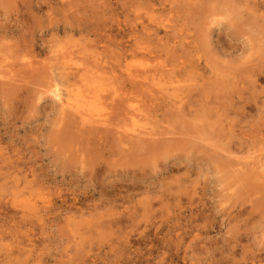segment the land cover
<instances>
[{
	"label": "rangeland",
	"instance_id": "rangeland-1",
	"mask_svg": "<svg viewBox=\"0 0 264 264\" xmlns=\"http://www.w3.org/2000/svg\"><path fill=\"white\" fill-rule=\"evenodd\" d=\"M138 1L0 0V264H264V0Z\"/></svg>",
	"mask_w": 264,
	"mask_h": 264
},
{
	"label": "bare ground",
	"instance_id": "bare-ground-1",
	"mask_svg": "<svg viewBox=\"0 0 264 264\" xmlns=\"http://www.w3.org/2000/svg\"><path fill=\"white\" fill-rule=\"evenodd\" d=\"M144 1H145V0H144ZM147 1H148V0H147ZM163 1H164V0H163ZM163 1H162V2H163ZM166 1H167V0H166ZM171 1H172V0H171ZM183 1H184V0H183ZM183 1H182V2H183ZM185 1H186V3H187V0H185ZM185 1H184V3H185ZM188 1H189V0H188ZM191 1H192V0H191ZM140 2H141V0L138 1L137 4L140 3ZM147 3H148V2H147ZM149 3H150V2H149ZM167 3H168V2H167ZM170 3H171V2H170ZM134 4H136V2H135ZM145 4H146V3H145ZM158 4H159V3H158ZM165 4H166V3H165ZM168 4H169V3H168ZM187 4H188V3H187ZM190 4H191V3H190ZM196 4H197V3H196ZM196 4H195V5H196ZM140 5H141V4H140ZM143 5H144V3H143ZM150 5H151V4H150ZM170 5H171V4H170ZM192 5H194V3H193ZM192 5H190V6H192ZM146 6H147V5H146ZM151 6H152V5H151ZM166 6H167V5H166ZM144 7H145V6H144ZM155 7H156V6H155ZM169 7H171V6H169ZM183 7H184V6H183ZM254 7H255V6H254ZM136 8H137V7H136ZM150 8H152V7H150ZM153 8H154V6H153ZM156 8H157V7H156ZM159 8H160V7H159ZM181 8H182V7H181ZM189 8H190V7H189ZM189 8H188V9H189ZM148 9H149V8H148ZM160 9H161V8H160ZM190 9L194 10L193 8H190ZM200 9H201V8H200ZM162 10H163V9H162ZM192 10H190V12H192ZM237 10H238V8H237ZM194 11H195V10H194ZM251 12H252V11H251ZM188 14H189V13H188ZM236 15H237V14H236ZM244 15H245V14H244ZM247 15H248V14H247ZM247 15H246V16H247ZM259 15H260V14H259ZM234 16H235V15H234ZM261 17H262V16H261ZM234 19H235V18H234ZM237 20H238V19H237ZM254 20H255V19H254ZM258 20H259V19H258ZM233 21H234V20H233ZM238 21H239V20H238ZM243 22H244V20H243ZM256 23H257V22H256ZM256 23H255V24H256ZM239 24H240V23H239ZM240 25H241V24H240ZM262 25H263V24H262ZM242 26H244V25H242ZM256 26H257V25H256ZM240 27H241V26H240ZM257 27H258V26H257ZM144 31H145V30H144ZM147 32H148V31H147ZM240 32H241V31H240ZM253 32H254V31H253ZM153 34H154V33H153ZM248 36H249V35H248ZM205 41H206V40H205ZM163 45H164V44H163ZM207 45H208V44H207ZM134 46H136V45H134ZM134 46H133V47H134ZM143 49H144V48H143ZM147 51H148V50H147ZM128 52H129V50H128ZM141 52H143V51H141ZM145 52H146V51H145ZM173 52H174V51H173ZM63 54H65V53H63ZM57 55H58V54H57ZM60 55H61V54H60ZM65 56H67V55H65ZM53 57H54V56H53ZM55 57H56V56H55ZM64 58H65V57H64ZM67 58H68V56H67ZM67 58H65V59H67ZM57 59H58V58H57ZM61 59H62V58H61ZM178 59H179V58H178ZM55 60H56V59H55ZM216 60H217V59H216ZM56 61H57V60H56ZM59 61H60V60H59ZM61 62H62V61H61ZM121 62H122V61H121ZM61 65H62V63H61ZM176 66H177V65H176ZM52 68H53V67H52ZM60 68H61V67H60ZM87 68H88V67H87ZM97 68H98V67H97ZM57 69H58V68H57ZM57 69H55V70H57ZM173 69H174V68H173ZM175 69H177V68L175 67ZM58 70H59V69H58ZM83 70H84V69H83ZM181 70H182V69H181ZM199 70H200V69H199ZM231 70H232V69H231ZM171 71H172V70H171ZM179 71H180V70H179ZM193 71H194V70H193ZM203 71H204V70H203ZM58 72H61V71H58ZM62 72H63V71H62ZM90 72H91V71H90ZM92 72H93V70H92ZM176 72H177V70H176ZM194 72H195V71H194ZM51 73H52V72H51ZM93 73H94V72H93ZM113 73H114V72H113ZM224 73H225V72H224ZM121 74H122V73H121ZM121 74H120V75H121ZM172 74H173V73H172ZM194 74H195V73H194ZM199 74H200V73H199ZM131 75H132V74H131ZM176 75H177V74H176ZM179 75H180V74H179ZM189 75H190V74H189ZM191 75H192V74H191ZM50 76H51V75H50ZM110 76H111V74H110ZM118 76H119V75H118ZM118 76H117V77H118ZM125 76H126V75H125ZM135 76H136V75H135ZM172 76H173V75H172ZM56 77H57V76H56ZM100 77H101V76H100ZM111 77H112V76H111ZM120 77H121V76H120ZM141 77H142V76H141ZM195 77H197V76H195ZM202 77H204V76H202ZM215 77L217 78V76H215ZM96 78H97V77H96ZM114 78H115V76H114ZM160 78H161V77H160ZM57 79H58V78H57ZM105 79H106V78H105ZM129 79H132V78H129ZM134 79H135V78H134ZM134 79H133V80H134ZM96 80H97V79H96ZM96 80H95V81H96ZM208 80H209V79H208ZM219 80H220V79H219ZM53 81H54V80H53ZM103 81H104V78H103ZM109 81H110V80H109ZM122 81H123V80H122ZM213 81H214V80H213ZM229 81H230V80H229ZM104 82H105V81H104ZM106 82H107V80H106ZM117 82H118V81H117ZM215 82L217 83V81H215ZM219 82H220V81H219ZM100 83H102V82H100ZM112 83H113V82H112ZM112 83H111V84H112ZM136 83H137V81H136ZM213 83H214V82H213ZM25 84H26V83H25ZM53 84H54V83H53ZM97 84H98V83H97ZM103 84H104V83H103ZM121 84H122V83H121ZM171 84H172V83H171ZM199 84H200V83H199ZM218 84H219V83H218ZM89 85H90V84H89ZM89 85H87V84L85 83V86L88 87ZM167 85H168V84H167ZM58 86H59V85H58ZM73 86H75V84H73ZM76 86H78V85H76ZM83 86H84V84H83ZM90 86H91V85H90ZM112 86H114V85H112ZM138 86H139V85H138ZM54 87H55V86H54ZM78 87H80V86H78ZM78 87H77V88H78ZM108 87H109V86H108ZM209 87H211V86H209ZM212 87H213V86H212ZM58 88H59V87H58ZM60 88H61V87H60ZM80 88H81V87H80ZM90 88H91V87H90ZM90 88H89V90H90ZM106 88H107V87H106ZM140 88H142V87H140ZM140 88H139V89H140ZM172 88H173V87H172ZM178 88H179V87H178ZM232 88H233V87H232ZM232 88H231V89H232ZM52 89H53V88H52ZM54 89H55V88H54ZM56 89H57V88H56ZM63 89H64V88H63ZM65 89H66V88H65ZM69 89H71V88H69ZM82 89H83V91H84L85 88H82ZM82 89H81V90H82ZM87 89H88V88H87ZM108 89H110V88H108ZM143 89H144V87H143ZM67 90H68V88H67ZM72 90H73V89H72ZM72 90H71V91H72ZM77 90H78V92H79V89H77ZM104 90H105V89H104ZM122 90H123V89H122ZM178 90H179V89H178ZM208 90H209V89H208ZM232 90H233V89H232ZM58 91H59V90H58ZM68 91H69V90H68ZM75 91H76V90H75ZM85 91H86V90H85ZM90 91H92V88H91ZM96 91H98V90H96ZM102 91H103V90H102ZM102 91H100V92H102ZM132 91H133V89H132ZM136 91H138V90H136ZM136 91H135V92H136ZM141 91H143V90H141ZM145 91H147V90L145 89ZM145 91H144V92H145ZM230 91H231V90H230ZM49 92H50V91H49ZM56 92H57V90H56ZM61 92H62V91H61ZM80 92H81V91H80ZM87 92L89 93V91H87ZM110 92H112V91H110ZM133 92H134V91H133ZM138 92H139V91H138ZM147 92H148V91H147ZM168 92H169V91H168ZM175 92H176V91H175ZM205 92H206V91H205ZM209 92H210V91H209ZM83 93H85V92H83ZM94 93H95V92H94ZM97 93H99V92H96V94H97ZM103 93H105V92H103ZM149 93H150V92H149ZM220 93H221V92H220ZM51 94L54 95L53 93H51ZM59 94H60V93H59ZM59 94L57 93L58 96H59ZM68 94H69V93H68ZM72 94H74V93L72 92ZM78 94H79V93H78ZM80 94H81V93H80ZM89 94H90V93H89ZM91 94H92V92H91ZM96 94H93V95H96ZM201 94H202V93H201ZM217 94H218V93H217ZM222 94H223V93H222ZM57 95H56V96H57ZM99 95H100V94H99ZM101 95H102V94H101ZM101 95H100V96H101ZM145 95H146V94H145ZM199 95H200V94H199ZM203 95H204V94H203ZM58 96H57V97H58ZM83 96H85V95H83ZM100 96H99V97H100ZM107 96H108V95H107ZM113 96H114V94H113ZM133 96H134V95H133ZM140 96H141V95H140ZM149 96H150V95H149ZM152 96H153V95H152ZM152 96H151V97H152ZM154 96H155V95H154ZM200 96H201V95H200ZM207 96L209 97V95H207ZM207 96H206V97H207ZM53 97H54V96H53ZM85 97H86V96H85ZM89 97H90V95H89ZM94 97H95V96H94ZM145 97H146V96H145ZM151 97H149V99H151ZM155 97H156V96H155ZM191 97H192V96H191ZM58 98H61V97H58ZM70 98H71V97H70ZM70 98H67V99H70ZM82 98H84V97H81L80 99H82ZM90 98H93V97H90ZM90 98H87V99H90ZM106 98H109V96L106 97ZM110 98H111V97H110ZM110 98H109V99H110ZM142 98H143V97H142ZM156 98H157V97H156ZM189 98H190V97H189ZM195 98H197V97H195ZM64 99H65V98H64ZM101 99L103 100V97H102ZM152 99H153V98H152ZM158 99H160V97H159ZM206 99H207V98H206ZM223 99H224V98H223ZM60 100H61V99H60ZM91 100H94V99H91ZM104 100H105V99H104ZM106 100H107V99H106ZM106 100H105V101H106ZM160 100H161V99H160ZM189 100H190V99H189ZM196 100H197V99H196ZM70 101H72V100H70ZM73 101H75V100H73ZM73 101H72V102H73ZM76 101H78V100H76ZM83 101H84V100H83ZM85 101H86V100H85ZM99 101H100V99L98 100V102H99ZM108 101H109V100H108ZM114 101H116V100H114ZM128 101H129V100H128ZM153 101H154V99H153ZM203 101H204V100H203ZM210 101H211V100H210ZM217 101H218V100H217ZM92 102H94V101H92ZM100 102H101V101H100ZM110 102H111V101H110ZM162 102H163V101H162ZM162 102H161V103H162ZM67 103H68V102H67ZM78 103H79V101H78ZM90 103H91V102H90ZM95 103L97 104L96 101H95ZM101 103H103V102H101ZM112 103H113V102H112ZM128 103H129V102H128ZM132 103H133V102H132ZM185 103H187V102H185ZM197 103H199V102H197ZM70 104H71V103H70ZM74 104H75V103H74ZM81 104H83V103H81ZM84 104H86V103L84 102ZM84 104H83V105H84ZM87 104H88V103H87ZM204 104H205V102H204ZM91 105H94V104L91 103ZM126 105H127V104H126ZM148 105H149V104H148ZM187 105H188V104H187ZM61 106H62V105H61ZM66 106H67V105H66ZM66 106H64V107H66ZM72 106H73V105H72ZM72 106H71V107H72ZM78 106L80 107L81 105H78ZM97 106L99 107V105H97ZM101 106H102V104H101ZM105 106H106V105H105ZM129 106H131V105H129ZM213 106H214V105H213ZM64 107H63V108H64ZM83 107H84V106H83ZM94 107H95V106H94ZM94 107H93V108H94ZM98 107H97V109H98ZM151 107H152V105H151ZM205 107H206V106H205ZM73 108H74V107H73ZM80 108H81V107H80ZM80 108H79V109H80ZM88 108H90V107H89V104H88ZM101 108H103V107H101ZM121 108H122V107H121ZM168 108H169V107H168ZM66 109H67V108H66ZM68 109H69V108H68ZM68 109H67V110H68ZM79 109H78V110H79ZM90 109H92V107H91ZM90 109H89V110H90ZM97 109H96V110H97ZM135 109H136V108H135ZM140 109H141V108H140ZM155 109H156V108H155ZM133 110H134V109H133ZM136 110L138 111L139 109H136ZM146 110H147V109H146ZM151 110H152V109H151ZM80 111H81V110H80ZM83 111H84V110H83ZM87 111H88V110H87ZM116 111H118V110H116ZM131 111H132V110H131ZM194 111H195V110H194ZM194 111H192V112H194ZM68 112H69V111H68ZM70 112H71V113L73 112V111L71 110V108H70ZM76 112H77V111H76ZM97 112H98V111H97ZM124 112H125V111H123V113H124ZM132 112H133V111H132ZM153 112H154V111H153ZM153 112H152V113H153ZM170 112H171V111H170ZM180 112H181V111H180ZM199 112H200V111H199ZM81 113H82V112H81ZM84 113H86V112H84ZM93 113H94V112H93ZM99 113H100V112H99ZM125 113H126V112H125ZM138 113L140 114L141 112H138ZM165 113H166V112H165ZM187 113H188V112L186 111V114H187ZM190 113H191V112H190ZM190 113H189V115H190ZM95 114H96V113H95ZM133 114H134V113H133ZM167 114H168V113H167ZM167 114H166V115H167ZM172 114H173V113H172ZM178 114H179V113H178ZM183 114H185V113L183 112ZM151 115H153V114H151ZM155 115H156V113H155ZM160 115H161V114H160ZM215 115H216V114H215ZM79 116H80V115H79ZM82 116H83V114H82ZM104 116H105V115H104ZM106 116H107V115H106ZM106 116H105V117H106ZM168 116H169V115H168ZM190 116H193V115H190ZM83 117H84V116H83ZM136 117H138V116H136ZM139 117H140V116H139ZM154 117H155V116H154ZM157 117H158V116H157ZM164 117H165V116H164ZM176 117H178V116H176ZM107 118H108V117H107ZM107 118H106V119H107ZM122 118H123V117H122ZM187 118H188V117H187ZM102 119H103V117H102ZM119 119H121V117H120ZM164 119H165V118H164ZM171 119H172V118H171ZM176 119H177V118H176ZM176 119H175V120H176ZM79 120H80V119H79ZM79 120H78V121H79ZM121 120H123V119H121ZM129 120H130V119H129ZM166 120H167V118H166ZM169 120H170V119H169ZM177 120H178V119H177ZM81 121L83 122V120H80V122H81ZM106 121H107V120H106ZM131 121H132V120H131ZM86 122H87V121H86ZM86 122H85V123H86ZM95 122H96V120H95ZM95 122H94V123H95ZM101 122H102V121H101ZM113 122H114V121H113ZM116 122H117V121H116ZM119 122H120V121H119ZM124 122H126V121H123V123H124ZM129 122H130V121H129ZM172 122H174L173 119H172ZM194 122H195V121H194ZM76 123H77V122H76ZM130 123H131V122H130ZM133 123H134V122H133ZM177 123H179V122H177ZM80 124H81V123H80ZM83 124H84V123H83ZM89 124H91V123H88V125H87V123H86L87 126H89ZM101 124H103V123H101ZM104 124L106 125L107 123H104ZM115 124H116V123H115ZM117 124H118V123H117ZM120 124L122 125V123H120ZM180 124H181V123H180ZM84 125H85V124H84ZM108 125H110V123H108ZM108 125H107V126H108ZM118 125H119V124H118ZM121 125H120V126H121ZM130 125H133V124H130ZM182 125H183V124H182ZM188 125H189V124H188ZM203 125H204V124H203ZM79 126H80V125H79ZM96 126H97V125H96ZM102 126H103V125H102ZM107 126H106V127H107ZM128 126H129V124H127V128H128ZM136 126L138 127V125H136ZM136 126H135V127H136ZM140 126H141V125H140ZM189 126H190V125H189ZM193 126H194V125H193ZM117 127H118V126H117ZM125 127H126V126H125ZM125 127H123V128H125ZM133 127H134V126H133ZM133 127H132V128H133ZM191 127H192V126H191ZM80 128H82V126H80ZM96 128H97V127H96ZM112 128H113V129L115 128V127H114V124L112 125ZM129 128H131V127H129ZM171 128H172V127H171ZM206 128H207V127H206ZM206 128H205V129H206ZM113 129H112V130H113ZM115 129H117V128H115ZM138 129H139V128H138ZM138 129H137V130H138ZM143 129H145V128H143ZM143 129H142V131H143ZM183 129H184V128H183ZM192 129H194V128H192ZM195 129H197V128H195ZM207 129H208V128H207ZM98 130H99V128H98ZM128 130H129V129H128ZM135 130H136V128H135ZM140 130H141V129H140ZM166 130H167V129H166ZM180 130H181V129H180ZM200 130H201V128H200ZM86 131H88V130H86ZM101 131H102V130H101ZM104 131H105V130H103L102 132L104 133ZM113 131H114V130H113ZM116 131H118V130H116ZM131 131H132V130H131ZM175 131H176V130H175ZM193 131H194V130H193ZM90 132H91V130H90ZM121 132H122V131H121ZM133 132H134V131H133ZM136 132H137V131H136ZM158 132H161V131H158ZM168 132H170V131H168ZM106 133H107V132H106ZM118 133H119V132H118ZM124 133H125V132H124ZM124 133H121V134L123 135ZM129 133H130V132H129ZM131 133H132V132H131ZM164 133H165V131H164ZM166 133H167V131H166ZM194 133H195V132H194ZM201 133H202V132H201ZM203 133H204V132H203ZM214 133H215V132H214ZM87 134H88V133H87ZM94 134H95V133H94ZM110 134H111V133H110ZM126 134H127V133H126ZM134 134H135V132H134ZM134 134H133V135H134ZM140 134H141V133H140ZM144 134H146V133H144ZM147 134H148V132H147ZM196 134H197V133H196ZM199 134H200V133H199ZM207 134H208V133H207ZM228 134H229V133H228ZM82 135H83V134H82ZM194 135H195V134H194ZM197 135H198V134H197ZM203 135H204V134H203ZM213 135H214V134H213ZM123 136H124V135H123ZM158 136H159V135H158ZM158 136H157V138H160V137H161V136H160V137H158ZM162 136H163V135H162ZM170 136H171V135H170ZM188 136H189V135H188ZM192 136H193V135H192ZM195 136H196V135H195ZM200 136H201V134H200ZM204 136H205V135H204ZM103 137H104V136H103ZM105 137H106V135H105ZM105 137H104V138H105ZM118 137H119V136H118ZM175 137H176V136H175ZM175 137H174V140H175ZM177 137H178V136H177ZM206 137H207V135H206ZM208 137H210V136L208 135ZM89 138H90V137H89ZM98 138H99V137H98ZM139 138H140V137H139ZM149 138H150V137H149ZM154 138H156V137H154ZM154 138H152V139H154ZM164 138H165V136H164ZM190 138H192V137L190 136ZM86 139H87V138H86ZM99 139H100V138H99ZM114 139H115V137H114ZM114 139H112V141L115 142L116 140H114ZM123 139L125 140L126 138L123 137ZM146 139H147V138H146ZM172 139H173V138H172ZM193 139H194V138H193ZM196 139H198V137H197ZM196 139H195V140H196ZM199 139H200V138H199ZM205 139H206V138H205ZM216 139H217V137H216ZM216 139H215V140H216ZM95 140H96V139H95ZM147 140H148V139H147ZM163 140H164V139H163ZM165 140H166V139H165ZM177 140H178V139H177ZM98 141H99V140H98ZM98 141H97V142H98ZM102 141H103V140H102ZM107 141L109 142L110 140L107 139ZM107 141H106V142H107ZM119 141H121V140H119ZM126 141H127V140H126ZM149 141H150V140H149ZM175 141H176V140H175ZM199 141H200V140H199ZM207 141H209V140H207ZM207 141H206V142H207ZM211 141H213V140H211ZM95 142H96V141H95ZM100 142H101V141H100ZM108 142H107V144H108ZM133 142H134V141H133ZM137 142H138V141H137ZM165 142H166V141H165ZM173 142H174V141H173ZM180 142H181V141H180ZM204 142H205V140H204ZM110 143H111V142H110ZM115 143H117V142H115ZM123 143H124V142H123ZM123 143H122V144H123ZM129 143H130V142H129ZM129 143H128V144H129ZM134 143H135V142H134ZM140 143H142V142H140ZM150 143H151V142H150ZM183 143H184V141H183ZM232 143H233V142H232ZM100 144H103V142L100 143ZM120 144H121V143H120ZM122 144H121V145H122ZM208 144H209V142H208ZM225 144H226V143H225ZM230 144H231V143H230ZM241 144H242V143H241ZM118 145H119V143H118ZM118 145H117V146H118ZM124 145H125V143H124ZM130 145H131V144H130ZM139 145H140V144H139ZM139 145H138V146H139ZM147 145H148V144H147ZM185 145H186V144H185ZM193 145H194V144H193ZM193 145H192V148H193ZM102 146H104V144H103ZM117 146H116V147H117ZM138 146H137V147H138ZM140 146H141V145H140ZM188 146H190V144H188ZM86 147H88V145H87ZM89 147H90V146H89ZM98 147H99V146H98ZM106 147H107V145H106ZM108 147H109V146H108ZM111 147H113V146H112V143H111ZM111 147H110V148H111ZM119 147H120V146H119ZM122 147H124V146L122 145ZM128 147H129V148H127V149H131L130 146H128ZM173 147H175V146H173ZM186 147H187V146H186ZM101 148H102V147H101ZM110 148H108V149H110ZM125 148H126V147H125ZM145 148H146V147H145ZM176 148H177V146H176ZM178 148H179V147H178ZM180 148H181V147H180ZM184 148H185V147H184ZM188 148H190V147H188ZM188 148H187L186 150H188ZM86 149H87V148H86ZM104 149H105V148H104ZM104 149H103V150H104ZM111 149H112V148H111ZM119 149H120V148H119ZM119 149L117 148L118 152H119ZM121 149H123V148H121ZM164 149H168V148H164ZM181 149H182V148H181ZM195 149H196V148H195ZM236 149H237V148H236ZM91 150H92V149H91ZM114 150H115V148H114ZM124 150H125V149H124ZM132 150H133V149H132ZM135 150H136V149H135ZM139 150H140V149H139ZM173 150H174V148H173ZM190 150H191V149H190ZM217 150L219 151V149H217ZM248 150H251V149H248ZM248 150H247V151H248ZM104 151H105V150H104ZM109 151H110V150H109ZM121 151H122V150H121ZM159 151H160V150H159ZM112 152H113V151H112ZM123 152H124V151H123ZM125 152H126V150H125ZM141 152H142V151H141ZM155 152H156V151H154V153H155ZM161 152H162V151H161ZM164 152H165V151H164ZM166 152H167V151H166ZM175 152H176V151H175ZM175 152H174V153H175ZM210 152H211V151H210ZM212 152H213V151H212ZM221 152H222V151H221ZM223 152H224V151H223ZM245 152H246V151H245ZM263 152H264V151H263ZM110 153H111V152H110ZM144 153H145V151H144ZM151 153H152V152H151ZM156 153H157V152H156ZM162 153H163V152H162ZM167 153H168V152H167ZM214 153H215V152H214ZM214 153H213V154H214ZM229 153H230V152H229ZM231 153H232V152H231ZM260 153H261V152H260ZM87 154H88V153H87ZM108 154H109V153H108ZM111 154H112V153H111ZM117 154H118V153H117ZM132 154H133V153H132ZM132 154H131V155H132ZM153 155L155 156V154H153ZM260 155H261V154H260ZM100 156H101V155H100ZM100 156H98V157H100ZM141 156H142V155H141ZM229 156H230V155H229ZM257 156H258V155H257ZM98 157H97V158H98ZM117 157H118V156H117ZM119 157H120V156H119ZM137 158H138V157H137ZM139 158H140V156H139ZM179 158L181 159V157H179ZM218 158H219V157H218ZM260 158H261V157H260ZM122 159H123V158H122ZM229 159H230V158H229ZM100 160H101V159H100ZM133 160H134V159H133ZM137 160H139V159H137ZM151 160H152V159H151ZM178 160H179V159H178ZM262 160H263V159H262ZM262 160H261V161H262ZM131 161H132V160H131ZM122 162H123V161H122ZM125 162H126V161H125ZM140 162H141V161H140ZM263 163H264V162H263ZM124 164H125V163H124ZM140 164L142 165V163H140ZM227 164H228V163H227ZM258 164H260V163H258ZM258 164H257V165H258ZM133 165H134V164H133ZM131 166H132V165H131ZM229 166H230V165H229ZM91 167H92V166H91ZM259 167H260V166H259ZM262 168H264V167H262ZM227 169H228V168H227ZM261 171H262V170H261ZM248 172H249V171H248ZM253 179H254V178H253ZM260 180H261V179H260Z\"/></svg>",
	"mask_w": 264,
	"mask_h": 264
}]
</instances>
